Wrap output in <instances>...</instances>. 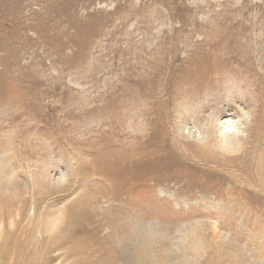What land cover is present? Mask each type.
I'll use <instances>...</instances> for the list:
<instances>
[{
	"label": "rangeland",
	"instance_id": "1",
	"mask_svg": "<svg viewBox=\"0 0 264 264\" xmlns=\"http://www.w3.org/2000/svg\"><path fill=\"white\" fill-rule=\"evenodd\" d=\"M0 264H264V0H0Z\"/></svg>",
	"mask_w": 264,
	"mask_h": 264
},
{
	"label": "bare ground",
	"instance_id": "2",
	"mask_svg": "<svg viewBox=\"0 0 264 264\" xmlns=\"http://www.w3.org/2000/svg\"><path fill=\"white\" fill-rule=\"evenodd\" d=\"M139 253H140V252H139ZM139 253H138V251H137V254H136V255H138Z\"/></svg>",
	"mask_w": 264,
	"mask_h": 264
}]
</instances>
